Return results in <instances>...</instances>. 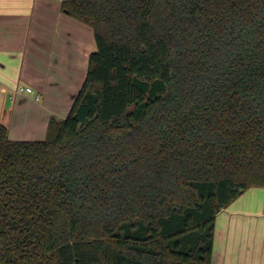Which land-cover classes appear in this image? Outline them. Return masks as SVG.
Listing matches in <instances>:
<instances>
[{
    "label": "trees",
    "instance_id": "obj_1",
    "mask_svg": "<svg viewBox=\"0 0 264 264\" xmlns=\"http://www.w3.org/2000/svg\"><path fill=\"white\" fill-rule=\"evenodd\" d=\"M97 49L42 140L0 122V264H212L264 187V0H63Z\"/></svg>",
    "mask_w": 264,
    "mask_h": 264
},
{
    "label": "crops",
    "instance_id": "obj_2",
    "mask_svg": "<svg viewBox=\"0 0 264 264\" xmlns=\"http://www.w3.org/2000/svg\"><path fill=\"white\" fill-rule=\"evenodd\" d=\"M62 3L0 0V122L13 140H42L52 116L68 115L97 49L93 28ZM212 264H264L263 186L217 214Z\"/></svg>",
    "mask_w": 264,
    "mask_h": 264
},
{
    "label": "built area",
    "instance_id": "obj_3",
    "mask_svg": "<svg viewBox=\"0 0 264 264\" xmlns=\"http://www.w3.org/2000/svg\"><path fill=\"white\" fill-rule=\"evenodd\" d=\"M16 91L17 92H23V91L34 92V90L31 86H19V87H17ZM36 97L38 98L39 95H36Z\"/></svg>",
    "mask_w": 264,
    "mask_h": 264
}]
</instances>
